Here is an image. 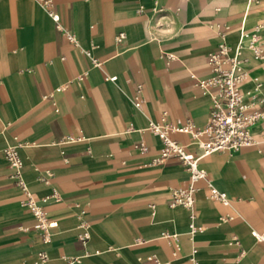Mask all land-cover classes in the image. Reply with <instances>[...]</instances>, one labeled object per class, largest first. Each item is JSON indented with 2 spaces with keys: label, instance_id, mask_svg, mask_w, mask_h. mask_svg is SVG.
I'll use <instances>...</instances> for the list:
<instances>
[{
  "label": "crops",
  "instance_id": "crops-1",
  "mask_svg": "<svg viewBox=\"0 0 264 264\" xmlns=\"http://www.w3.org/2000/svg\"><path fill=\"white\" fill-rule=\"evenodd\" d=\"M53 3L78 46L39 2L0 0V264L74 258L70 264H190L193 249L198 264H264V242L252 235L264 234V121L252 127L258 145L201 159L231 202L207 199L200 183L192 212L202 230L192 237L190 211L168 205L170 189L188 186V172L175 158L152 162L162 141L147 130L163 112L173 125L205 127L211 100L195 78L210 75L206 59L220 32L233 47L242 31L256 29L264 46V0ZM82 49L102 64L92 66ZM241 56L242 91L253 92L260 83L264 95V58L248 50ZM64 84V91L54 92ZM135 96L140 108L132 104ZM169 136L189 144L186 134ZM15 144L28 191L55 223L47 241L21 205L25 195L3 157V149ZM53 191L59 199L43 203ZM222 215L235 218L220 222ZM81 224L88 227L85 243L78 238Z\"/></svg>",
  "mask_w": 264,
  "mask_h": 264
},
{
  "label": "built area",
  "instance_id": "built-area-1",
  "mask_svg": "<svg viewBox=\"0 0 264 264\" xmlns=\"http://www.w3.org/2000/svg\"><path fill=\"white\" fill-rule=\"evenodd\" d=\"M45 7L47 15L55 23L57 29L63 32L66 39L75 46H78L76 36L67 29H64L60 23V15L54 10L53 0H35ZM258 1V0H251ZM220 42L217 48L208 54L206 63L210 69V75L204 79L195 78L198 87L202 93L208 95L211 100L210 114L207 124L203 129H197L193 123L187 121L183 125H173L166 120L167 113L163 112L158 121H149L147 130L156 134L162 141V148L153 163H161L169 158L179 160L188 172L189 184L186 188L170 189V207L180 206L190 211L189 214V234L192 237L196 232L201 231V227L194 224L195 215L192 208L195 202V193L200 189L199 184L205 187L206 198L211 201L221 203L223 206H229L231 199L226 192L219 190L213 180L204 168L200 166L203 157L213 152L237 151L245 147H253L261 141L264 142V135H261V141L256 139L252 133V127L259 121H264V95L260 93L261 84L256 83L255 91L245 93L242 91L243 80L246 72L243 69L245 59L242 58L244 50H248L256 59L264 58V46L256 29L248 32L242 31L235 46H230L225 40V33L218 34ZM123 35L117 36V41H121ZM92 66L98 67L101 61L91 55L90 50L82 49ZM83 75H79L76 80L81 81ZM114 81L116 77H108ZM67 84L54 89V92L64 91ZM132 104L135 108H140L141 101L134 97ZM170 133H182L189 137V144H181L172 139ZM189 145L196 147L199 152H193L188 149ZM20 144L9 145L3 149V157L11 171V178L15 185L25 195L21 205L27 209L34 217V227L42 233L43 239L48 240L49 229L55 226L50 221L44 211L43 206L38 202L34 195L28 191L23 179L22 167L23 161L19 154ZM140 151H145L146 146L140 144L137 146ZM40 180L47 184L46 177H40ZM59 199V194L53 191L51 195L45 196L41 201L47 202L48 199ZM81 214L84 212L81 211ZM235 218L232 215H222L220 222H228ZM83 231L78 235L79 240L85 243L89 237L88 227L81 224ZM252 235L261 242H264V234L252 232ZM169 238H176V235H166ZM237 243V240H234ZM179 252V247L175 244L174 255ZM196 249L191 251L188 257L190 264H198L196 259ZM47 255L42 253L39 260H46ZM78 259V258H76ZM75 261L71 259L65 264Z\"/></svg>",
  "mask_w": 264,
  "mask_h": 264
}]
</instances>
